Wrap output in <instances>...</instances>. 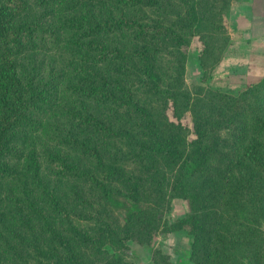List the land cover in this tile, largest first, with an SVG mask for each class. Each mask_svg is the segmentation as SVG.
<instances>
[{
  "label": "trees",
  "instance_id": "obj_1",
  "mask_svg": "<svg viewBox=\"0 0 264 264\" xmlns=\"http://www.w3.org/2000/svg\"><path fill=\"white\" fill-rule=\"evenodd\" d=\"M56 1L0 0V180L8 181L7 186L0 181V264H82L81 249L99 250L106 240L123 239L120 234L132 237L136 222L152 235L138 183L121 164L123 160L141 162L145 154H161L177 166L170 192L189 199L192 211L176 223L193 235V248L206 244L202 240L208 228L206 215L197 209L207 208L220 215L217 244L222 262L264 264V75L228 99L236 106L246 103L242 96L257 98V138L247 143L236 165L221 172L209 167L203 173L212 152L210 141L215 139L211 138L214 124L205 118L192 119L189 128L179 118L169 119V106L177 117L176 98L163 84L155 59L160 49L157 40L182 51L188 45L171 22H164L167 14L158 17L163 11L179 15V25L189 36H197L202 45L198 57L203 61L212 45L200 29L203 0H72L79 9L61 17L60 30L48 22V12H42L45 8L37 10ZM176 1L182 4L181 16ZM229 1L211 0L210 8L222 30L220 9ZM63 35L95 54H88L91 65L76 67L77 82L69 84L80 96L75 106L58 108L66 122L59 126L60 141L71 150L51 155L56 167L50 172L55 178L48 186L39 173L42 160L34 145L26 152L18 146L27 135L23 128L36 127L30 111L39 109L40 100L50 99L45 89L48 79H35L36 68L27 65L30 59L25 54L34 48L56 47ZM223 37L222 42L228 38ZM222 56L218 55V62ZM108 64L112 68L105 72ZM227 73L201 80L221 79ZM81 97L94 100L98 108H90ZM157 102L164 104L167 125L194 135L189 152H182L171 136L163 134L154 112ZM101 146L105 148L100 150ZM22 157L26 168L20 172L14 161ZM117 184L123 187V198L115 194ZM57 186L63 187L60 197ZM211 198L220 201L214 209L208 202ZM107 206L122 209L125 216L119 230L108 221Z\"/></svg>",
  "mask_w": 264,
  "mask_h": 264
},
{
  "label": "rangeland",
  "instance_id": "obj_2",
  "mask_svg": "<svg viewBox=\"0 0 264 264\" xmlns=\"http://www.w3.org/2000/svg\"><path fill=\"white\" fill-rule=\"evenodd\" d=\"M231 2L232 0L221 9L219 8L222 30L216 22L217 17L213 9L210 8L211 0H203L202 8L205 14L200 29L206 38L210 39L212 45L202 62L198 57L202 47L201 42L197 36H189L179 25V15L163 11L158 13L160 19L167 14L168 21L164 22H171L173 28L188 42L187 48L182 51L170 46L163 39L157 40L160 44V49L155 51L157 71L163 84L174 91L176 98L177 117L173 115L172 107L169 106L166 111L169 119L177 121L179 118L189 128L192 127V119L199 121L205 118L208 123L214 124L215 132L211 138L215 139L210 141L212 152L207 169L203 173L207 172L209 167L214 172H221L228 166L236 165L238 155L246 152L247 143L257 138L260 130L256 124L258 101L255 96L252 94L253 97L251 95L242 96L246 103L237 102L236 106H232L228 99L233 100L235 96H238L241 90L246 88L247 83L258 81L264 75L260 70L261 66L258 67L256 63V68H250V73L245 76L243 68L230 71L227 67L224 69V66H228L225 62L220 63L222 58L218 62L220 55L226 52L231 37L227 29ZM176 3L179 4L177 8L181 16L182 4L177 1ZM39 7L37 10L46 9L42 12H48L46 14L48 22L58 30L61 28V17L79 9V5L74 4L72 0H57L54 4ZM225 34L228 38L224 43L222 40ZM77 46L63 35L60 44L56 47L34 48L25 54L30 59L27 65L36 68L34 72L38 76L35 79H48L49 82L45 89L50 93V99L47 96L40 100L39 109L30 111L32 117L36 119V127L35 129L29 126L23 128V135H27L25 142L18 143V146L26 152L29 145H34L42 160L39 173L48 182H46L48 186L53 184L55 178L50 172L56 167L51 161V155L60 150L70 149L68 145L60 141L63 133L59 126L64 127L66 122H62L64 118L60 116L58 108H61L62 104L66 107L75 106V99L80 96L69 89V84L73 85L77 82L73 77L76 67L91 65L88 54H95L94 50L83 45L79 46L80 49H77ZM218 55L219 58H217ZM227 59L230 60V58ZM111 68L108 64L104 70L106 72ZM224 72H228L227 76L221 79L201 80L203 76L210 77L213 74ZM109 74L112 75L113 71L111 70ZM81 99L89 102L87 104L90 108H98L94 100L83 97ZM164 108V104L157 102V109L154 111L163 134L171 136L182 152H189V139L194 135L184 129L167 125L163 117ZM57 120L60 121L58 124ZM72 128L82 137L88 134L75 127ZM106 147L109 148V145ZM104 148L105 146H101L100 150ZM23 158L14 161L20 172L25 171L26 168ZM121 164L138 183L140 202L145 208L147 221L152 227V235L147 234L145 229H141L139 223L136 222L132 226V237L124 238L120 234L123 239L106 240L104 248H99V250L81 249L79 257L82 264H239L238 261L232 262V259L224 262L220 260L221 255L218 251L220 252L219 246L221 245L217 242L219 231L222 229L218 225L220 222L218 213L212 214L207 208L197 209L198 214L202 212L206 215L204 220L207 221L208 228L207 234L202 238L206 244L197 245L194 248L191 245L193 235L177 225V218L190 213L192 209L189 199L171 195L172 180L177 173V166L174 163L161 154H145L141 162L123 160ZM0 181L3 185H8L7 180L6 182L3 179ZM62 189V186L56 187L57 197L62 194ZM114 191L119 198H123L124 190L120 184L116 185ZM241 193L245 194V191ZM208 202L213 209L220 203L215 198L208 199ZM107 208L109 210L108 221L113 228L119 230L125 216L122 209L111 206ZM262 228L264 230V224Z\"/></svg>",
  "mask_w": 264,
  "mask_h": 264
},
{
  "label": "crops",
  "instance_id": "obj_3",
  "mask_svg": "<svg viewBox=\"0 0 264 264\" xmlns=\"http://www.w3.org/2000/svg\"><path fill=\"white\" fill-rule=\"evenodd\" d=\"M228 13L231 37L220 63L225 62L228 66L223 68L230 71L243 68L245 76L257 63L264 73V0H233Z\"/></svg>",
  "mask_w": 264,
  "mask_h": 264
}]
</instances>
